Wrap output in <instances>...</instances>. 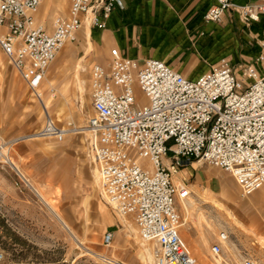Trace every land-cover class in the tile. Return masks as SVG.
Returning a JSON list of instances; mask_svg holds the SVG:
<instances>
[{
    "label": "built area",
    "instance_id": "obj_1",
    "mask_svg": "<svg viewBox=\"0 0 264 264\" xmlns=\"http://www.w3.org/2000/svg\"><path fill=\"white\" fill-rule=\"evenodd\" d=\"M211 1L205 23L219 24L232 12L247 26L264 14V3ZM118 5L70 0L66 14L54 16L49 27L38 21L40 0H0V50L44 109L36 139L62 142L69 134L54 123L38 92L49 66L82 27L104 30ZM259 46L242 79L226 60L190 81L159 60L139 64L116 48L107 65L91 68L87 154L99 175L100 196L117 214L133 218L140 239L154 245L156 264H197L179 234V205L190 195L174 181L182 159L231 174L244 196L264 191V39ZM139 93L146 104H137ZM227 238L218 235L213 255L222 253ZM113 239V233L104 234L103 245L109 248Z\"/></svg>",
    "mask_w": 264,
    "mask_h": 264
},
{
    "label": "rangeland",
    "instance_id": "obj_2",
    "mask_svg": "<svg viewBox=\"0 0 264 264\" xmlns=\"http://www.w3.org/2000/svg\"><path fill=\"white\" fill-rule=\"evenodd\" d=\"M67 9L68 6L63 14ZM57 14L54 12L53 17ZM89 30L91 46H87L79 33L75 42L59 51L38 90L45 95L44 105L52 95L47 113L56 125L81 131L67 135L62 142L26 138L35 136L42 127L44 109L0 54V264H106L101 257L124 264H142L137 258L142 241L137 226L132 217H124L135 231L126 232L121 217L100 196L93 177L95 167L87 154L90 133L82 132L93 114L91 68L95 64L107 65L112 49L105 56L98 33ZM237 60L243 61L232 58ZM79 61L87 68L86 90L82 94L76 90L72 78L73 66ZM139 95L137 104H146ZM180 180L188 189L194 185L193 201L203 204L204 214L223 225L216 228L215 236L212 232L206 234L210 249L218 234L226 233L231 252L222 247L219 256L231 264L234 255L264 264V193L258 195L261 203L252 202L254 194L244 196L231 174L197 161ZM30 188L44 190L53 210L73 231L80 245ZM108 232L113 233L114 239L106 248L103 236ZM200 248L213 262L205 247L200 245ZM197 260L202 264V259Z\"/></svg>",
    "mask_w": 264,
    "mask_h": 264
},
{
    "label": "crops",
    "instance_id": "obj_3",
    "mask_svg": "<svg viewBox=\"0 0 264 264\" xmlns=\"http://www.w3.org/2000/svg\"><path fill=\"white\" fill-rule=\"evenodd\" d=\"M231 1L239 6H255L264 3V0ZM69 3L70 0H40V19L38 18V21L48 26L49 23L51 24L54 12L64 15L63 11L67 6L69 7ZM211 5V0H119V5L111 13L105 29L102 31L92 30L98 33L101 51L105 56L110 48H116L122 56L139 64L148 59L159 60L190 81L197 80L221 60H227L230 61L236 74L238 73V77L242 78L241 71L254 65V59L260 53L259 44L264 39V14L260 15L257 22L247 26L242 24L238 16L232 12L226 13L219 24L205 23L203 16ZM87 31H89V36ZM80 33L87 46H91L89 28H82ZM0 54L6 60L1 50ZM232 58H240L243 61L235 62L232 61ZM6 63L13 70L7 60ZM78 66L82 68L77 74ZM86 70V66L81 61L73 66L72 78L75 88L80 94L86 90ZM40 94L42 97L45 96L42 92ZM51 98L52 95L45 101L47 109L51 105ZM73 129L75 130V128L68 130ZM72 133H81V131L69 132V134ZM26 138L31 141L36 140L34 135ZM163 163L169 167L170 158L166 157ZM193 163L194 161L181 160L180 167L174 174V181H177L179 186L184 182L180 179L189 174V167ZM193 186H189V197L183 202L181 201V205H179L180 213L183 216L179 234L190 253L192 251V256L197 262V259L208 257L200 245L211 253L210 242L206 238V234L212 232V235L215 236L217 229L223 228V225L221 222H213L204 214L203 204L200 205L193 201L191 195ZM41 191L44 193V190ZM261 192L264 193L263 190L253 193L252 202H262L258 201V195ZM199 213L201 218H198ZM121 221L126 232H135L126 218L121 217ZM216 243L217 240L212 245ZM137 258L142 263L141 253L137 254Z\"/></svg>",
    "mask_w": 264,
    "mask_h": 264
},
{
    "label": "bare ground",
    "instance_id": "obj_4",
    "mask_svg": "<svg viewBox=\"0 0 264 264\" xmlns=\"http://www.w3.org/2000/svg\"><path fill=\"white\" fill-rule=\"evenodd\" d=\"M82 28H89L88 26H84V27H82ZM87 34H88V36H89V31H87ZM81 68L82 67H80V66H78L77 67V70H78V72H77V74L79 73V70H81ZM79 132V130H77V129H73V130H68V133L69 132ZM83 132H88V130H87V128H85L84 130H83ZM2 151L4 152V153H6V149H2ZM8 163L12 166V167H14V168H16V165L13 163V162H11V161H9V159H8ZM17 169V168H16ZM17 172V171H16ZM19 174H21V173H19ZM93 177H94V179H95V183L99 186V175H98V172H97V170L94 168L93 169ZM24 179V178H23ZM175 180V179H174ZM176 183V186H179L180 184L176 181L175 182ZM31 189V188H30ZM31 191H33L36 195H37V197L39 198V200H40V202L42 203V204H44L46 207H47V209H48V211L55 217V219L62 225V227L69 233V235L71 236V238L76 242V243H78L79 245H80V243H79V241L77 240V238L73 235V231H71L70 230V228L66 225V223L62 220V218L53 210V208H52V205H51V203L48 201V199L46 198V195L42 192V191H40V190H37L36 188H32L31 189ZM183 202V201H182ZM193 208H194V206H193ZM112 209V208H111ZM191 210H193V209H191ZM115 212V211H114ZM116 213V212H115ZM117 214V213H116ZM119 217H122L123 218V216H120L119 214H117ZM201 218V214L199 213L198 214V218ZM203 218V217H202ZM125 221V220H124ZM233 223V222H232ZM130 230V229H129ZM137 233H138V231H137ZM218 235H220V233L218 234ZM139 236V235H138ZM140 238V237H139ZM228 239V238H227ZM227 239H226V241H224L223 242V244H222V246H223V248L224 249H226V250H228V251H230L231 252V248H230V246H231V242H230V240L228 239V241H227ZM82 246V245H81ZM153 246L154 245H152V244H149V243H146V242H144L143 240L141 241V242H139V248H140V251H141V259H142V264H156V262H155V259H154V256H153V250L152 249H154L153 248ZM208 246V245H207ZM83 248V247H82ZM84 250H85V248H84ZM152 250V251H151ZM86 251V250H85ZM89 253V252H88ZM212 253V252H211ZM211 253H209L210 254V256H212L213 258V262H211L210 260H209V258L208 257H205V258H201L202 259V264H231V262H229V261H227V260H225L224 258H222L221 256H215V255H213V254H211ZM89 254H91V253H89ZM88 254V255H89ZM96 255H98V254H96ZM202 256V255H201ZM92 257V256H91ZM99 258V257H98ZM233 261H234V263H240L243 259H244V257H242V256H233ZM101 259L102 260H104L105 262H107L108 263V261L110 262V263H113L112 262V260L110 261V260H107V259H105V258H103V257H101ZM106 263V264H107Z\"/></svg>",
    "mask_w": 264,
    "mask_h": 264
}]
</instances>
